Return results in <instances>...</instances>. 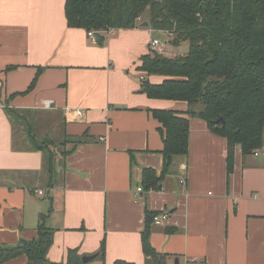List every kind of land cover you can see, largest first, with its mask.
Wrapping results in <instances>:
<instances>
[{"label":"crops","instance_id":"obj_1","mask_svg":"<svg viewBox=\"0 0 264 264\" xmlns=\"http://www.w3.org/2000/svg\"><path fill=\"white\" fill-rule=\"evenodd\" d=\"M64 3L0 0V245L36 238L43 215L54 231L49 262L65 263L69 250L82 257L103 248L90 264H153L141 243L147 214L167 213L166 224L148 227L165 264H264V134L257 155L234 148L227 176V140L188 117L187 155L173 157L159 190H144L142 170L162 169L152 111H188L184 102L142 91L145 79L163 81L138 68L164 32L148 25L92 39L67 26ZM24 116L46 130L35 138ZM41 136L61 137L59 147L36 149ZM137 187L143 191L134 197Z\"/></svg>","mask_w":264,"mask_h":264},{"label":"trees","instance_id":"obj_2","mask_svg":"<svg viewBox=\"0 0 264 264\" xmlns=\"http://www.w3.org/2000/svg\"><path fill=\"white\" fill-rule=\"evenodd\" d=\"M64 15L69 28L98 33L99 39L104 31L133 29L147 22L152 30L173 35L169 41L172 49L187 45L182 55L170 56L167 50L160 53L150 49L140 58L139 71L146 77L163 79L158 84L143 80V93L150 99L180 101L188 106L187 115L152 111L163 144L162 169L159 175L149 168L142 170L144 190H159L161 181L171 170L173 157L187 155L188 117L200 118L211 132L227 140V176L232 172L235 147L240 148L242 155L261 148L264 0H65ZM8 113L16 121L21 120L17 112ZM218 119L224 125L216 123ZM33 146L47 151L49 147L35 141ZM153 215L147 214V226L141 236L142 251L153 264H165V257L157 254L148 240ZM44 219L40 216L33 240L19 242L15 247L0 245V264L19 256L26 257L25 264H83L74 250L68 251L65 263L46 259L54 231L44 224ZM98 257L103 258V248Z\"/></svg>","mask_w":264,"mask_h":264},{"label":"built area","instance_id":"obj_3","mask_svg":"<svg viewBox=\"0 0 264 264\" xmlns=\"http://www.w3.org/2000/svg\"><path fill=\"white\" fill-rule=\"evenodd\" d=\"M138 21H140L138 19ZM114 30H107V31H104L102 33H113ZM166 33V32H165ZM87 35L89 38H92L94 39V33L92 31L90 32H87ZM166 40L163 42V41H160V40H157V39H154V40H151L148 44L149 48L152 49V50H156L157 52H165V50L167 49V46H169V41L173 38V35L171 34H167L166 33ZM44 105L45 107H49L50 105V102L46 101L44 102ZM99 141L100 142H103L104 141V138H99ZM254 155H257V153H253ZM180 184H185V178H181L180 180ZM142 188L141 187H137L135 192H134V197L137 196L138 194H140L142 192ZM36 194L37 195H43V192L41 190H37L36 191ZM169 220V215L167 213H157V214H154L152 216V219H151V224L154 225V226H160V225H164L168 222Z\"/></svg>","mask_w":264,"mask_h":264},{"label":"rangeland","instance_id":"obj_4","mask_svg":"<svg viewBox=\"0 0 264 264\" xmlns=\"http://www.w3.org/2000/svg\"><path fill=\"white\" fill-rule=\"evenodd\" d=\"M155 36H156V38H158L160 41H165L166 40V33L164 32V33H159V34H155ZM167 51H168V55H170V56H175L176 54H183V53H185L186 51H187V45H185V44H182L180 47H177L176 49H172V47H170V46H167V49H166ZM172 50H174V51H172ZM25 117V119L28 117V116H24ZM28 121H27V123L26 124H24L25 126H28V129L30 130V132H31V134L33 135V136H35V135H37L38 133H42V132H44L46 129V127L44 128V126H43V124H41V123H38V124H34L33 122H32V120H30V118L28 117V119H27ZM47 125V123L45 124V126ZM16 130L18 131V132H20L21 133V135H23V136H25L26 134H27V129H25L24 130V128H16ZM28 135V134H27ZM35 138H37L36 136H35ZM38 138H40V139H37L38 140V145L39 144H42V145H49V147H50V150L51 149H53V147H54V143L56 142V139H54L53 137H51V136H48V137H46V139H43V136H41V137H38ZM60 140H61V137L59 138V140L56 142V147H59V142H60ZM43 142V143H42ZM63 142V141H62Z\"/></svg>","mask_w":264,"mask_h":264},{"label":"water","instance_id":"obj_5","mask_svg":"<svg viewBox=\"0 0 264 264\" xmlns=\"http://www.w3.org/2000/svg\"><path fill=\"white\" fill-rule=\"evenodd\" d=\"M140 27L147 28L148 27V23L147 22H143V23L140 24ZM94 38L96 40L99 39L98 33H94ZM216 123H220V124L224 125V121L222 119L216 120ZM98 255H99V252H96L95 254L90 255V256H82L81 257V261H82L83 264H88L90 262H93L98 257Z\"/></svg>","mask_w":264,"mask_h":264}]
</instances>
